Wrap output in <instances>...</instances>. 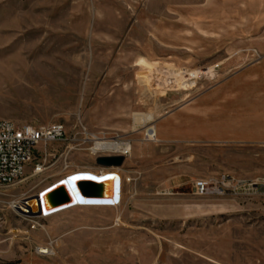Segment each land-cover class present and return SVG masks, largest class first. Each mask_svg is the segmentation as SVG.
Here are the masks:
<instances>
[{"label": "rangeland", "instance_id": "1", "mask_svg": "<svg viewBox=\"0 0 264 264\" xmlns=\"http://www.w3.org/2000/svg\"><path fill=\"white\" fill-rule=\"evenodd\" d=\"M263 60L264 0H0V119L62 132L0 187V264H264ZM79 170L117 171L119 203L28 212Z\"/></svg>", "mask_w": 264, "mask_h": 264}, {"label": "built area", "instance_id": "2", "mask_svg": "<svg viewBox=\"0 0 264 264\" xmlns=\"http://www.w3.org/2000/svg\"><path fill=\"white\" fill-rule=\"evenodd\" d=\"M61 137L62 132L58 127L48 130L34 129L30 126H19L9 119H0V187H11L20 182L26 167L31 163H35L33 172H42L45 168L44 160L37 159L35 156L37 145L39 143L46 145L49 141L60 140ZM216 182L219 183L218 186L215 184L211 186L209 182L199 180L195 184V189L200 193L216 192L224 195L226 192L223 187L231 184L242 187L241 181L226 175L221 176ZM59 209L61 208L50 211ZM39 253L47 254L48 248L45 247L44 252L39 250Z\"/></svg>", "mask_w": 264, "mask_h": 264}, {"label": "water", "instance_id": "3", "mask_svg": "<svg viewBox=\"0 0 264 264\" xmlns=\"http://www.w3.org/2000/svg\"><path fill=\"white\" fill-rule=\"evenodd\" d=\"M125 157L123 155L99 156L96 159L101 166H120ZM105 178V177H103ZM99 178L91 175L79 174L67 177L63 182L67 185H60L57 188L51 187L37 195V208L43 210L45 204L48 208H63L73 205L70 202L72 193L75 195V202L80 203H107L112 204L119 199V181L116 180L114 195L111 199L101 198L103 187L98 183ZM102 179V178H101Z\"/></svg>", "mask_w": 264, "mask_h": 264}, {"label": "bare ground", "instance_id": "4", "mask_svg": "<svg viewBox=\"0 0 264 264\" xmlns=\"http://www.w3.org/2000/svg\"><path fill=\"white\" fill-rule=\"evenodd\" d=\"M140 82L141 83H146V84H149V75H146V74H141L140 76ZM135 121L136 122H148V121H151L152 120V115L149 114V115H144V116H141L139 114H135ZM149 134H152V131L149 130L147 131V135ZM98 139V138H97ZM94 150L96 149H99V150H102V151H115V152H119V153H123L125 154L128 150H129V147L123 143H120L118 141H113V142H110V141H98L96 142V144H94ZM37 173V172H35ZM84 174V175H91V176H95L98 179V183H100L102 185V196L101 198H104V199H111L113 198V195H114V188H115V183H116V180L118 179L119 181V199H118V202H114L112 204H100V203H80V202H75L74 199H75V195L72 193L71 195V198H70V202H73L74 204L71 205L70 207H63L57 211H50L52 208H48L45 204L43 205V210L39 209V214L41 215H46L45 217L47 216H51V215H54V214H57L59 212H62L66 209H69V208H72V207H77V206H115L116 204L119 203L120 201V198H121V192H122V179H121V175L117 172V171H100V172H94V171H88V170H79V171H75V172H71V173H68L67 175L57 179L56 181L50 183L49 185L43 187L41 190H39L37 192V195H39L40 193L44 192L46 189H48L49 187L53 186L54 188H57L58 186L60 185H64L65 187H67V185L65 183H61L63 182L67 177H72L71 175H74V174ZM86 173H89V174H86ZM106 174H113L111 176H104ZM76 176V175H74ZM105 177V178H103ZM102 178V179H101ZM61 181V182H60ZM37 195L35 196V198L31 199L30 201L28 202H25V204L27 205L26 208L27 209H30L28 212L30 213H35L38 211V208H37ZM16 208L20 209V211H23V210H26L24 205L22 204H16L14 205ZM27 212V211H25ZM40 251L44 252L45 251V248H42L40 249Z\"/></svg>", "mask_w": 264, "mask_h": 264}, {"label": "crops", "instance_id": "5", "mask_svg": "<svg viewBox=\"0 0 264 264\" xmlns=\"http://www.w3.org/2000/svg\"><path fill=\"white\" fill-rule=\"evenodd\" d=\"M262 64H263V77H264V60L262 61ZM232 96H235V95H232ZM253 100V103L250 104V107H253V110H256V109H262L264 110V93L261 95V97H256L252 99ZM263 115H264V112H262ZM253 130H256L255 128ZM264 130V128H263Z\"/></svg>", "mask_w": 264, "mask_h": 264}]
</instances>
